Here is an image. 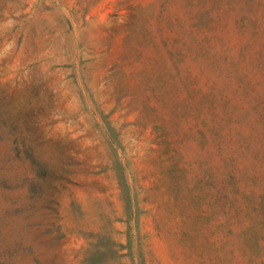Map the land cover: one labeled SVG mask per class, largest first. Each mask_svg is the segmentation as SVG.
Masks as SVG:
<instances>
[{"label":"rangeland","instance_id":"obj_1","mask_svg":"<svg viewBox=\"0 0 264 264\" xmlns=\"http://www.w3.org/2000/svg\"><path fill=\"white\" fill-rule=\"evenodd\" d=\"M0 264H264V0H0Z\"/></svg>","mask_w":264,"mask_h":264}]
</instances>
